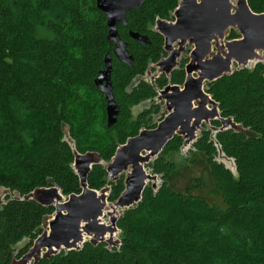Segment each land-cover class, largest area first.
<instances>
[{"label":"trees","instance_id":"16d2710c","mask_svg":"<svg viewBox=\"0 0 264 264\" xmlns=\"http://www.w3.org/2000/svg\"><path fill=\"white\" fill-rule=\"evenodd\" d=\"M178 2L144 0L127 12L126 25L117 26L132 56L126 66L113 57L95 0H0V188L9 192L0 207V264L25 255L54 212L21 199L53 185L64 196L81 191L64 128L78 153L95 152L108 162L129 138L155 126L151 111L132 113L152 100L155 88L133 82L164 53L163 37L152 29L158 18L173 20ZM247 3L252 12L264 13V0ZM130 32L147 36L149 45H139ZM237 38L231 31L227 40ZM107 54L120 109L111 128L104 96L94 85ZM183 79L182 70L171 77L173 84ZM156 84L161 88L166 81ZM206 92L220 116L232 118L241 131H218L214 141L212 132L203 131L180 166L171 157L179 155L183 138L174 136L147 165L159 176L158 189L148 184L141 201L120 215L118 247L85 242L37 264H264V65L207 83ZM219 127L215 121L213 128ZM213 142L234 162L236 175L218 161ZM87 184L93 190L110 186L108 201L114 202L124 177L109 182L103 166L94 165ZM23 240L26 245L16 250Z\"/></svg>","mask_w":264,"mask_h":264},{"label":"water","instance_id":"95a60500","mask_svg":"<svg viewBox=\"0 0 264 264\" xmlns=\"http://www.w3.org/2000/svg\"><path fill=\"white\" fill-rule=\"evenodd\" d=\"M95 2L96 8L106 18L107 41L113 44V57L118 62L131 66L132 56L127 43L119 37L117 26H125L127 12L139 9L144 0ZM171 16L173 21L156 19L152 29L163 37V50L167 54V57H161L152 65L156 68L155 75L165 73L169 76L178 67L176 58L184 50V46L191 44L193 48L189 54L183 85H167L158 92V99L164 101L168 113L155 129H141L135 137L119 146L108 162L102 161L95 152L78 153L67 128H64V140L70 145L74 155L71 167L78 177L81 191L79 194L64 196L53 185L35 189L21 199L33 200L43 207H53L54 212L43 220L39 229L42 232L34 240L32 247L20 259L14 258L11 264H37L40 259L57 255L61 251L80 250L85 242L93 245L106 243L109 248L118 247L119 239L112 244L106 240V236H111L116 231L120 233L116 225L120 215L141 201L148 182H152L154 191L158 189L154 182L159 176L153 175L152 170L147 173L144 165L153 162L175 135L183 138V148L191 141L194 142L196 131L203 123L211 120L221 122V128L212 130L213 141L217 131L241 129L232 118L220 119L218 104L204 92L203 86L205 82L212 83L234 71L251 69L258 63L264 65V56L261 55L264 53V13L252 12L247 0H236L235 5L231 0H179ZM231 31L239 38L224 42ZM129 36L141 46H148L150 43L145 35L130 32ZM174 45L177 47L174 48ZM213 47L216 49L215 53ZM251 63L252 67H248ZM234 64L237 66L235 69L232 68ZM111 72L112 57L107 54L103 60V68L94 79L95 87L104 96L107 128L117 123L120 111L113 95ZM193 74L197 77L194 78ZM139 80L151 83L140 77L133 84ZM208 106L212 108L209 109ZM217 149L220 162L236 175L234 162L224 158L219 146ZM229 161L231 165L227 166L225 162ZM94 165L103 166L109 182L115 183L124 177V190L116 201L110 202L112 211L109 212L108 225L101 218L107 206L110 186L93 190L87 184V177ZM7 195L9 192L0 188V207ZM117 210H122L118 217L115 216ZM26 243L23 240L15 249L19 251Z\"/></svg>","mask_w":264,"mask_h":264},{"label":"rangeland","instance_id":"374dc122","mask_svg":"<svg viewBox=\"0 0 264 264\" xmlns=\"http://www.w3.org/2000/svg\"><path fill=\"white\" fill-rule=\"evenodd\" d=\"M232 2H233V4L235 5L236 4V0H231ZM225 41H227V38H225V40H224V42ZM222 43V42H221ZM177 46L176 45H174V48H176ZM193 48V46L191 45V44H187L186 45V47H185V49L180 53V55L176 58V63H177V65H179L180 64V62L182 61V60H184V59H189V51L191 50ZM213 52L215 53L216 52V49L213 47ZM261 55H263L264 56V53H262ZM252 63L251 64H249V66L248 67H252ZM233 69H235V68H237V66L234 64L233 65V67H232ZM156 74V71L155 72H149L147 75H145L144 76V78L147 80V81H150L151 80V78H152V76L153 75H155ZM156 103H158L157 102V100L155 101ZM161 106H160V114H159V117H162V116H164V115H166L168 112H167V110H166V107H165V103H164V101H162L161 102V104H160ZM149 106V103H143V104H141V105H139V106H137V107H134L133 109H132V113H133V115H136L138 112H140L142 109H145V108H147ZM208 108L209 109H211L212 107L211 106H208ZM157 121V120H156ZM212 121V120H211ZM204 128H207V129H209L210 128V124L209 123H203L202 125H201V128L200 129H198L197 131H196V133H195V135H196V138H198L199 137V135H200V133H201V131L204 129ZM191 144H192V141L190 142V143H188L186 146H184L181 150H180V152H179V155L177 156H172L171 158L173 159V160H175L176 162H177V164L180 166L181 165V161H182V159H184L187 155H188V149L191 147ZM198 158H199V156H198ZM200 159L202 160V158L200 157ZM218 161L220 162V160L218 159ZM226 163V165L227 166H230L231 164V162L229 161V162H225ZM224 164V163H223ZM225 165V164H224ZM144 168H145V170H146V172L147 173H151V169L145 164L144 165ZM129 171V170H128ZM127 171V172H128ZM127 172H125L123 175L125 176L126 175V173ZM149 184H151L152 182H148ZM157 186L160 184V179H157V181H155L154 182ZM207 189H209V187H206ZM107 195H108V193H107ZM207 197L209 198V200L210 199H213L214 201H219V198L217 197V196H213V195H210V194H208L207 193ZM65 199V198H64ZM112 210H111V203L110 202H108L107 201V206H106V208H105V211H104V215L102 216V218H101V221L104 223V224H109L110 223V217H109V212H111ZM122 210H117V212H115V216L116 217H118L119 216V214H120V212H121ZM44 229H45V226H44ZM87 239V238H86ZM118 239H119V232L118 231H116L115 233H113L111 236H109V235H107L106 236V240L107 241H110V243H112V244H115L117 241H118ZM30 264H32V262L30 263Z\"/></svg>","mask_w":264,"mask_h":264},{"label":"flooded vegetation","instance_id":"af4514ba","mask_svg":"<svg viewBox=\"0 0 264 264\" xmlns=\"http://www.w3.org/2000/svg\"><path fill=\"white\" fill-rule=\"evenodd\" d=\"M174 20V19H173ZM173 20H171V21H173ZM163 41H164V39H163ZM187 45V44H186ZM186 45L184 46V49H185V47H186ZM192 51V49L189 51V54H190V52ZM130 54V53H129ZM161 57H167V54L164 52V53H162V55H161ZM161 59V58H160ZM159 59V60H160ZM189 63V59H184V60H182L181 62H180V64L178 65V67L175 69V70H173L170 74H169V76H167V74H165V73H162V74H158V75H153L152 76V79L150 80V85H152V86H154V88H155V93H156V95L152 98V100L151 101H147V102H144V103H149V106L147 107V108H145V109H142L140 112H138L136 115H135V117L139 114V113H141L142 111H144V110H148V111H151V114H150V117L152 118V123H154L155 124V126L153 127V128H143V129H149V130H152V129H155L156 128V126H157V124L160 122V121H162L163 120V118H164V116H162V117H159V114H160V104H161V102L162 101H160L159 99H158V92L159 91H161L163 88H165L167 85H171V86H182L183 85V83H184V81H185V79H186V66H187V64ZM156 64V63H155ZM153 64H151L148 68H147V70H146V72L141 76V77H144L147 73H149V72H155L156 71V68L155 67H153L152 66ZM179 70H182L183 71V73H184V79H183V82H182V84H173L172 83V81H171V77H172V74L173 73H175V72H177V71H179ZM157 74V73H156ZM193 77L194 78H196L197 77V75L196 74H193ZM160 79H165V81H166V84L163 86V87H161V88H158L157 87V84H156V82L158 81V80H160ZM207 83H209V82H205V84H204V86H203V90H204V92L206 93V94H208L207 92H206V90H207ZM209 95V94H208ZM157 100V102L158 103H156L155 101ZM133 109V108H132ZM156 110H158V112H156ZM218 110H219V108H218ZM219 116H220V111H219ZM220 119H225V118H223V117H221L220 116ZM157 120V121H156ZM215 121H217V122H219L220 123V127L219 128H221V122H220V120H217V119H215L214 121H209V124H210V128L209 129H207V128H204L202 131H201V133L203 132V131H210V132H212V130H213V126H214V122ZM219 128H217V129H219ZM214 130H216V129H214ZM218 132V131H217ZM201 133H200V135H201ZM200 135H199V137H200ZM175 136H177V135H175ZM198 137V138H199ZM174 138V137H173ZM196 140H197V138H196ZM195 140V141H196ZM194 141V142H195ZM194 142H192V144H191V147L188 149V151L189 150H192V145H193V143ZM214 143V142H213ZM214 145L215 146H217L216 145V143H214ZM183 146V145H182ZM189 157V156H188ZM153 174V173H152ZM153 175H156V174H153Z\"/></svg>","mask_w":264,"mask_h":264}]
</instances>
